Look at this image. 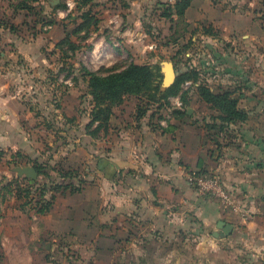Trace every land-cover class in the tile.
I'll return each mask as SVG.
<instances>
[{
  "label": "rangeland",
  "instance_id": "rangeland-1",
  "mask_svg": "<svg viewBox=\"0 0 264 264\" xmlns=\"http://www.w3.org/2000/svg\"><path fill=\"white\" fill-rule=\"evenodd\" d=\"M213 1L223 9L237 10L243 18L251 16L253 22L236 32L215 23L214 34H210L206 31L210 26L209 21L202 23L193 19L192 15L190 22L181 21L177 16L173 22L162 15L164 7L158 6L157 2L139 5L140 7L137 5V9L128 12L134 17L131 22H127V15L123 17L122 12L121 22L117 17L118 12H104L100 7L102 2L95 0L92 9L100 18L98 29L86 39L81 35H72V39L79 42L80 48L64 55L54 44L67 32H72L81 21L82 11L77 8L79 1L39 0L32 15L19 18V27L15 32L22 41V52L35 55V59H25L15 45L0 43V53L2 50L7 52L3 59L0 55V81L10 83L15 94L22 96L26 92L23 99L26 98L28 103L31 100L32 106L37 108L36 112H41L34 127L33 123L25 127L28 147L0 145L3 154L0 157V188L13 179L14 166L32 165L25 162L27 157L50 160L52 165L60 168H76L85 179V186L92 175L97 179V174L87 169L88 158L82 154L83 148L97 149L99 143H105L104 139L110 140L117 129L114 120L124 113L136 115L138 98L126 96L124 102L114 108L111 131L105 137L101 131L93 138L89 133L92 129L86 126L91 109V95L81 66L105 73L111 68L124 67L131 62L150 64L160 68V80L163 82V67L165 62L170 61L177 71L195 69L199 73L198 82L208 84L213 90H231L240 99V105L249 111V119L244 123L232 124L224 130L219 129L213 125L218 111L199 97L195 84L187 89L182 85L178 94H186L188 102L183 106L185 110L191 109V113L180 120L181 124L172 126L168 122L164 127L158 123L159 119L174 113L177 108L174 98H168V103L163 108H158L159 105L152 106L150 113L153 120L150 121L160 131L164 128L174 133L177 128H181L183 131L204 132L212 139L216 138L220 146L231 142V153L247 155L246 162H238L231 155L226 157V163H231L235 172L244 174L242 183L249 184L257 180L261 185V195L257 202L263 213L247 210V217L233 218L230 209L225 208L222 203L219 206L216 202V207L223 212L220 219L239 225L241 233L245 234L242 241L234 237H214L212 232L217 229L216 218L199 220V217L193 218V213L187 211L189 218L184 228L178 231L179 239L172 243L174 249L169 252L166 245L158 243L155 250H148L146 254L144 252V258L151 260L153 264H264V231H261L264 229V0ZM65 3L68 9L59 12L58 9ZM105 14L111 17V21H107ZM175 37H179L178 42H174ZM13 52L15 55H11ZM40 56L45 58L44 61L39 60ZM68 72L71 73L70 80L66 78ZM19 87L22 91L17 89ZM173 119L171 116L169 121L172 123ZM48 120L53 124L51 130L45 125ZM214 144L216 143L211 146ZM215 172L225 176L219 170ZM208 173L213 172L209 170ZM53 175L56 176L57 173L53 171ZM39 178L43 179V176ZM3 194L4 200L0 203V260H3L5 246L16 241V235L8 234L7 228L22 225L25 220L24 216L23 219L18 218L21 210L16 207V196L6 190H3ZM28 211L35 213L34 209L29 208ZM207 212L208 209L203 208L202 217ZM252 220H255L253 229L245 233ZM250 230L253 233L259 230L260 233L253 234ZM56 237L57 240L49 245L53 264H121L122 260L124 264L132 263L133 254L128 250L124 252V256L114 258L111 255L108 260L105 254L95 249L88 252L82 250L81 238L77 233ZM73 244L77 245L71 247ZM45 254L46 250H43L40 253L42 259L38 261L36 258L35 264H42L47 259Z\"/></svg>",
  "mask_w": 264,
  "mask_h": 264
},
{
  "label": "crops",
  "instance_id": "crops-1",
  "mask_svg": "<svg viewBox=\"0 0 264 264\" xmlns=\"http://www.w3.org/2000/svg\"><path fill=\"white\" fill-rule=\"evenodd\" d=\"M20 1L0 0V43L15 45V48H19V51L22 52V41L15 32L19 27V18L32 15L34 9L19 6ZM99 1L102 2L100 7L104 12H118L117 17L121 22L124 15H127V22L134 19L128 12L137 9V5L140 7L157 2L158 6H162L161 2H176V0ZM38 2L39 0L32 4L35 9ZM67 9L68 7L58 10L60 12V10ZM192 15L193 19L200 20L202 23L209 21L212 28L215 23H219L223 28H231L233 32L239 31L243 27L245 29L253 22L251 16L243 18L237 10L223 9L217 6L213 0H192L185 14L187 22L191 21ZM104 16L107 21H111L108 14ZM60 17L63 18V14ZM12 26L15 28L14 30ZM22 53L25 59H35V55L32 56L28 52ZM0 55L3 59L7 52L2 50ZM11 55H15L14 52ZM44 59V57H39V60L44 61ZM70 77L71 75H66L67 80H70ZM20 87L17 89L22 91ZM25 93L22 96L18 93L19 96L14 93L10 83L0 81V145L12 148L14 146L23 148L24 145L28 147L25 127L29 123H33L34 127L41 112H36L37 108L32 106L31 100L28 103L29 101H25L26 98L23 99ZM175 109L185 110L184 106ZM189 110H187V114L191 113ZM150 112L149 109L140 117L138 112L136 115L131 112L120 115V118L117 117L114 120L117 129L112 138L103 141L109 142L110 145L99 143L97 149L83 148L82 154L88 158L87 169L95 172L97 179L91 174L92 176L88 178L90 181L86 186L83 184L84 182H80L79 178L66 180L65 182H73L77 186H82L81 190L71 192L70 189H67L65 192H57L54 203L48 212L44 214L36 211L28 213L29 208L22 210L20 201L16 198L18 203L16 207L21 210L18 213V218L23 219L24 216L25 220L21 223L22 225L18 224L7 228L8 234L16 235V241L14 244L11 242V245L5 246L3 260H0L1 264H35L36 258L38 261L42 259L43 256L41 257L40 253L43 250H46L47 259H44L42 264H53L52 256L49 254V245L57 240L56 236H72L76 233L81 238V249L84 251L95 249L99 253L105 254V257L110 260L109 256L121 257L128 250L130 254H133L130 264H153L151 260L144 258V252L146 254L148 250H155L158 243L166 245L169 252L172 251L174 249L172 243L180 237L178 231L184 228L189 218L187 211H191L193 218L197 216L199 220L201 218H216L217 225L220 220L233 224L234 228L230 234L219 237L214 235L215 231L220 230L216 225L217 229L213 230V236L216 238L234 237L243 241L245 234L241 233L239 225L227 219H220L223 212L216 207V202L220 206L221 201L211 195H199L188 178L192 171L210 170L221 178L225 188L237 198L244 209L262 214L261 206L257 202L261 195V185L257 180L251 181L249 184L242 183L244 174L235 172L233 165L226 163V157H231V155L238 162H246L247 155L231 153V142L228 141L220 146V142L216 138L212 139L210 135L207 136L201 131H183L181 128H177L174 133L164 128L160 131L155 128V124H152L153 118ZM187 114L173 116L171 113L174 119L172 123L170 121L169 123L172 126L181 124L180 120ZM90 119L89 112L88 122ZM150 119L152 120L150 121ZM112 124L113 116L108 130L102 131L104 137L111 131ZM214 142L216 144L211 146ZM227 144L229 145L226 146ZM224 148L226 149L222 151ZM63 159L66 161V158ZM36 161L45 160L27 157L25 162H30L31 166L35 167ZM48 161L50 162V160ZM51 166L56 169L60 168L52 164ZM62 168L64 171L77 170L76 168L65 169L64 166ZM212 169L213 171H211ZM214 170L223 172L225 176L223 177L222 174ZM55 172L57 173V171ZM61 181L64 180L61 179ZM79 194L81 196H78ZM203 208L208 209L205 217H202ZM231 212V217L243 218V214L240 212L233 210ZM254 222L255 220H252L248 223L245 233H249V229H253ZM192 223L195 225L194 222ZM255 231L254 233H260L259 230ZM250 233H253V230H250ZM43 243L44 246H42ZM74 245L77 244H73L71 247ZM94 245L96 247H93ZM121 264H124L123 260Z\"/></svg>",
  "mask_w": 264,
  "mask_h": 264
},
{
  "label": "trees",
  "instance_id": "trees-1",
  "mask_svg": "<svg viewBox=\"0 0 264 264\" xmlns=\"http://www.w3.org/2000/svg\"><path fill=\"white\" fill-rule=\"evenodd\" d=\"M38 0H21L19 6L27 9H35L33 2ZM77 8L82 11L81 21L73 28L72 32L59 40L56 47L64 55H68L69 51L73 53L80 48L79 42L72 39V35H81L83 39L88 38L91 33L98 29L100 18H98L92 9L95 0H78ZM192 0H176L175 3L161 2L164 7L162 15L173 22L175 16L181 21H186L185 14ZM87 5L88 8H84ZM67 8V4L61 5ZM178 20V21H179ZM12 29L15 28L12 26ZM210 34H214L211 26L206 28ZM179 37L174 38V42H178ZM82 75L87 79L88 93L91 95V111L90 121L87 124L92 130L89 132L93 137L101 131H107L110 126L111 118L114 114V108L124 102L126 96H134L138 98V115L143 116L154 105L158 108L168 103V98L178 95L182 85L191 80L197 84L198 95L210 104L218 114L215 116L213 125L224 130L232 124L246 122L249 118V111L240 105V99L234 96L233 92L228 89L213 90L208 84L198 82L199 73L195 69H187L179 71L175 83L163 89L161 85L162 73L158 66L150 64H139L131 62L124 67H116L107 70L105 73L101 71L90 70L87 66L82 65ZM70 76L71 73L66 74ZM76 79V77H74ZM160 80V81H159ZM183 104L188 102L186 94L181 96ZM187 110H174L173 115H185ZM49 128H53V124H45ZM0 157H3L0 152ZM35 167L43 179H29L27 177H19L15 175L3 187L0 188V203L4 200L3 190L10 194H14L20 201V208L35 209L37 213L44 214L48 212L59 191L65 192L70 189L71 192H78L82 186H77L73 182H65L66 180L79 178L80 182H84L78 170L64 171L63 168L51 166L48 160L35 162ZM53 171H57V175H53ZM201 173H208L206 170H197ZM64 180L63 182L60 180Z\"/></svg>",
  "mask_w": 264,
  "mask_h": 264
},
{
  "label": "built area",
  "instance_id": "built-area-1",
  "mask_svg": "<svg viewBox=\"0 0 264 264\" xmlns=\"http://www.w3.org/2000/svg\"><path fill=\"white\" fill-rule=\"evenodd\" d=\"M193 85H195V83L188 80L183 84V87L187 89ZM169 98H174L177 105L176 107L183 106L181 95H175ZM170 117L171 113L164 116L163 119H159V124L161 126H167ZM188 179L199 195H211L216 197L221 201L224 207L235 212H240L244 217H247L248 211L244 209L238 202L237 198L225 188L223 181L218 175L214 173H201L196 170L189 174ZM184 205H187V203H184Z\"/></svg>",
  "mask_w": 264,
  "mask_h": 264
},
{
  "label": "water",
  "instance_id": "water-1",
  "mask_svg": "<svg viewBox=\"0 0 264 264\" xmlns=\"http://www.w3.org/2000/svg\"><path fill=\"white\" fill-rule=\"evenodd\" d=\"M163 72H164V78L162 82V88L166 89L170 86H172L179 74V71L176 70L175 65L167 61L164 64L163 67ZM191 111V110H189ZM13 171L17 173L18 176H26L31 179H38L39 178V172L34 166L31 165H18L13 168ZM218 228L220 229L219 231H215L214 235L216 237L219 236H224L227 234H230L233 231L234 225L231 223H227L224 220H220L218 223Z\"/></svg>",
  "mask_w": 264,
  "mask_h": 264
}]
</instances>
